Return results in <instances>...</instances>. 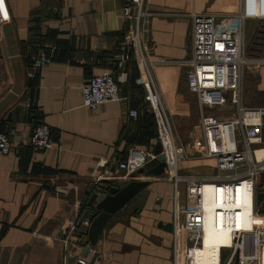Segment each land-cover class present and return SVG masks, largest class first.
Here are the masks:
<instances>
[{
	"label": "crops",
	"instance_id": "0c3cea01",
	"mask_svg": "<svg viewBox=\"0 0 264 264\" xmlns=\"http://www.w3.org/2000/svg\"><path fill=\"white\" fill-rule=\"evenodd\" d=\"M143 2L151 15L141 56L131 48L129 59L116 68L113 55L132 31L130 20L121 16L122 0H7L10 19L0 27V132L11 145L0 156V264H61L59 235L76 217L74 203L99 193L91 178L124 159L133 146L153 149L156 129L144 100L145 81L179 141L187 139L181 143L185 157L174 163L178 174L202 180L217 174L214 159L189 157L200 109L185 88L182 61L188 54L189 15L211 13L223 31L233 26L240 0ZM246 26L248 53L263 57L264 19L248 18ZM30 42L37 54L59 48L34 67L26 60ZM105 71L117 80L120 98L90 110L81 105L79 88ZM252 74L264 99V66ZM128 108L136 110L135 120L126 118ZM41 121L54 145L37 153L28 137ZM165 166L157 177L135 173L108 183L117 189L130 181L147 184L107 220L83 255L86 264H172V214L183 205L184 185L167 180ZM256 193L264 216V172ZM219 241L217 234H206L193 264H214Z\"/></svg>",
	"mask_w": 264,
	"mask_h": 264
},
{
	"label": "built area",
	"instance_id": "2783aa9c",
	"mask_svg": "<svg viewBox=\"0 0 264 264\" xmlns=\"http://www.w3.org/2000/svg\"><path fill=\"white\" fill-rule=\"evenodd\" d=\"M150 15L143 0H122L121 16L130 20L132 31L113 55L116 68L129 59L131 48H136L141 56ZM248 18L264 19V0H240L233 26L223 31L217 28L211 13L189 15L188 54L182 61L184 83L200 109L198 134L192 139L189 157L214 159L217 174L210 180L178 174L174 163L181 161L185 153L169 127L156 92L148 81L143 83L144 100L156 124L155 141L160 144L165 168L169 170L166 179L174 185H184L183 205L174 207L172 214V264H193L194 250L200 247L206 231H222L229 237L227 246L219 247L214 264H264V216L256 202L257 180L264 172V106L245 103L248 69L258 71L263 67L264 56L253 57L247 51ZM9 19L7 0H0V27ZM58 48L53 45L40 51L30 64L40 66L49 58L48 53ZM79 89L81 105L90 110L120 98L117 80L110 71L90 76ZM136 117V110L128 108L126 118ZM10 145L7 135L0 132V156L9 152ZM53 145L44 122L31 128L28 146L33 152H43ZM260 150L263 154L258 156ZM154 159L151 147L133 146L124 159L113 166L106 164L91 178V183L100 190L108 183L131 177ZM81 205L76 202L74 208L79 210ZM90 221L85 216L82 220L75 217L62 228L61 264H86L79 243H87L85 233Z\"/></svg>",
	"mask_w": 264,
	"mask_h": 264
},
{
	"label": "water",
	"instance_id": "95a60500",
	"mask_svg": "<svg viewBox=\"0 0 264 264\" xmlns=\"http://www.w3.org/2000/svg\"><path fill=\"white\" fill-rule=\"evenodd\" d=\"M155 159L148 162L136 174L144 177H157L164 168V155L161 153L160 144L157 141L152 149ZM145 181H130L121 188L105 186L100 188L99 193H88L84 206L91 212L90 223L87 226L85 237L88 248L93 247L98 241L107 220L120 208H122L132 197L146 186ZM86 215L81 216V220ZM86 248L82 255L87 251Z\"/></svg>",
	"mask_w": 264,
	"mask_h": 264
},
{
	"label": "rangeland",
	"instance_id": "374dc122",
	"mask_svg": "<svg viewBox=\"0 0 264 264\" xmlns=\"http://www.w3.org/2000/svg\"><path fill=\"white\" fill-rule=\"evenodd\" d=\"M247 30V26L245 27V32ZM246 36V35H245ZM254 71V68H249L248 69V72L246 74V79H245V103L248 105V106H255V107H258V106H264V99H263V96L260 95L256 89L254 88V83L257 81L254 79V75L252 74V72ZM167 122H168V118H167ZM169 124V122H168ZM171 131L173 130L171 125H169ZM155 129H156V124H155ZM173 135H175V138H176V141L177 143L181 144L182 142H186L187 139H184V141L180 140L177 138V135L175 134L174 131H172ZM263 135H264V125H263ZM186 140V141H185ZM189 146L191 148H189V150L192 149V143H188ZM182 145V144H181ZM193 151V149H192ZM191 157H198L197 155H193Z\"/></svg>",
	"mask_w": 264,
	"mask_h": 264
},
{
	"label": "trees",
	"instance_id": "16d2710c",
	"mask_svg": "<svg viewBox=\"0 0 264 264\" xmlns=\"http://www.w3.org/2000/svg\"><path fill=\"white\" fill-rule=\"evenodd\" d=\"M33 20H31L32 22ZM28 49H29V55L27 56L26 60L28 63L31 62V58L36 56L37 55V52L35 53V47L32 45V42H30L28 44ZM106 186H111V184H106ZM256 202L258 203V195L256 194ZM81 208L77 211V214H76V217L81 218V216L86 213L85 217L90 219V216L88 215L91 211L86 208L84 205H83V202H81ZM261 213V212H260ZM79 233H82L79 229ZM87 244V243H86ZM86 244H80V250H81V253L84 251L85 247L87 246ZM84 257V256H83Z\"/></svg>",
	"mask_w": 264,
	"mask_h": 264
},
{
	"label": "bare ground",
	"instance_id": "6f19581e",
	"mask_svg": "<svg viewBox=\"0 0 264 264\" xmlns=\"http://www.w3.org/2000/svg\"><path fill=\"white\" fill-rule=\"evenodd\" d=\"M258 156H260L261 154H263V151L260 150L257 152ZM219 222V221H218ZM208 233H214V234H217L219 237H220V241L218 243V253H219V247H222V246H227V244L229 243V237L227 236L226 233L222 232V231H217V232H212V231H206L203 235V238L205 237L206 234ZM202 238V240H203ZM202 240H201V245H202ZM200 245V246H201ZM198 249V248H197ZM218 255V254H217Z\"/></svg>",
	"mask_w": 264,
	"mask_h": 264
}]
</instances>
